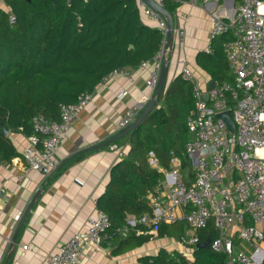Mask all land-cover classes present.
Returning <instances> with one entry per match:
<instances>
[{
    "label": "built area",
    "instance_id": "2783aa9c",
    "mask_svg": "<svg viewBox=\"0 0 264 264\" xmlns=\"http://www.w3.org/2000/svg\"><path fill=\"white\" fill-rule=\"evenodd\" d=\"M154 1L162 5L165 0ZM167 1L196 6L217 0ZM235 4L229 19L210 12V41L204 48L209 53L211 40L229 35L222 43V53L233 79L214 81L210 89L203 88L194 82L192 70L181 61L179 74L192 83L193 105L186 117L188 140L180 155L168 151L167 166L154 151H148V164L160 173L147 194L150 212L138 217L128 215L124 230L143 224L148 234L156 233L161 224L183 223L189 230L186 245L190 253L186 255L192 257V250L199 243V231L211 221L216 235L209 241V247L225 255V264H261L264 260V0H237ZM139 6L157 22L162 34L160 48L149 60L153 67L147 85L153 94L166 54L167 24L160 13L142 0ZM13 21L11 15L10 22ZM117 73L133 81L128 69L118 68L100 82ZM204 94L208 95L207 99ZM92 98L93 91L83 92L72 103H60L57 120H48L40 114L33 117L34 132L26 137L27 144L22 150L26 172L37 171L48 176L56 169L55 154L70 121ZM147 99L125 110L118 122L119 129L135 119ZM225 110H230L233 131L217 116ZM110 149L116 150L118 146L112 143ZM183 159L187 162L185 168ZM21 215L14 218L12 229ZM259 224L262 227H257ZM108 225V216L97 207L83 229L72 232L48 255V264H79L86 250L96 252L101 248L102 234ZM235 239L242 244L241 248L236 247ZM244 244L251 247L250 251ZM27 248L23 245L22 251Z\"/></svg>",
    "mask_w": 264,
    "mask_h": 264
},
{
    "label": "trees",
    "instance_id": "16d2710c",
    "mask_svg": "<svg viewBox=\"0 0 264 264\" xmlns=\"http://www.w3.org/2000/svg\"><path fill=\"white\" fill-rule=\"evenodd\" d=\"M0 8V162L16 157L5 127L10 133L31 135L32 119L42 115L57 120L60 103H72L83 92H91L101 78L118 68L131 69L149 61L159 50L162 34L141 20L139 0H3ZM169 12L176 3L165 0ZM14 21L10 22V16ZM225 35L211 40L210 52L202 51L197 63L211 80H232L222 54ZM217 41L214 44V41ZM220 45V51L219 49ZM131 46V47H130ZM192 83L181 75L163 86L157 104L138 127L114 140L130 146L111 169L104 192L96 205L108 216L104 233L123 245L138 247L150 239L147 226L127 225V215L150 212L147 194L160 173L150 167L147 153L152 150L167 166L168 151L180 155L188 140L186 117L192 109ZM182 166L187 162L183 159ZM183 225L161 224L158 237L182 241ZM125 236L119 239L120 234ZM216 235L213 223L199 231V243ZM142 264H225V255L208 248H193L192 257L164 248L140 258ZM264 264V260L262 262Z\"/></svg>",
    "mask_w": 264,
    "mask_h": 264
},
{
    "label": "crops",
    "instance_id": "0c3cea01",
    "mask_svg": "<svg viewBox=\"0 0 264 264\" xmlns=\"http://www.w3.org/2000/svg\"><path fill=\"white\" fill-rule=\"evenodd\" d=\"M236 1L217 0L196 6L176 4L170 12L174 37L170 46L172 53L166 85L179 75L181 61L184 60L193 72L194 82L209 89V82L214 80L197 63V56L210 41L209 14L215 11L229 19L234 14ZM5 7L4 1L0 0V8ZM140 14L145 25L157 28V22L145 15L142 8ZM216 42L215 40L214 44ZM218 50L220 51V45ZM168 51L169 49L166 50V56ZM152 67L151 61H147L144 67L138 65L128 69L133 81L128 76L117 73L96 85L92 100L70 121L55 154L57 167L48 176L37 171L26 172L22 160V150L27 144L26 136L7 133L19 154L0 162V264H48V255L57 250L72 232L85 227L89 216L97 208L94 199L104 192L109 182L111 169L130 148L124 139L116 150L110 149L112 142L94 146L122 130L119 129L118 122L127 108L151 96L147 80ZM120 93L122 96H119ZM38 189L41 190L40 195L21 226L15 249L7 260L16 228L11 227L14 218L24 212ZM181 224L183 232L189 233L186 225ZM145 231H135V234L145 235ZM157 233H148L150 239L141 246L123 245L120 248L118 239H110L103 233L101 248L96 252L86 250L79 264H142L141 257L156 254L158 249H166V245L171 247L167 251L176 250L186 254L182 249L183 241L168 235L158 237ZM124 236L121 233L119 239ZM159 240L164 243L158 244ZM234 241L237 248L242 247L237 239ZM23 245L28 248L22 251ZM244 246L250 251L251 247L246 244Z\"/></svg>",
    "mask_w": 264,
    "mask_h": 264
},
{
    "label": "water",
    "instance_id": "95a60500",
    "mask_svg": "<svg viewBox=\"0 0 264 264\" xmlns=\"http://www.w3.org/2000/svg\"><path fill=\"white\" fill-rule=\"evenodd\" d=\"M53 3H55V0H52ZM69 3L72 2L73 0H67ZM143 2H145L148 6H150L152 9H154L155 11H157L158 13H160L165 19H166V24H167V36H166V42H165V49H169L167 56L165 55L163 60H162V64H161V68L159 71V75L157 78V82H156V86H155V90L154 93L151 94V96L149 97V99L147 100V102L143 105L140 113L135 117V119L124 129H122L121 131H119L117 134H115L114 136L106 139L105 141H103L100 144H97L94 147H98V146H102V145H106L109 144L111 142H113L114 140L118 139L119 137H122L123 135L129 133L131 130L135 129L136 127H138L140 125V123L145 119V117L148 115V113L153 109V107L157 104V99L162 91L163 86L166 85V80H167V71L169 68V64H170V59H171V50H170V46L174 37V25H173V19L171 16V13L161 4L155 2L154 0H142ZM131 47V46H130ZM214 81H210L208 84V88L210 89L213 86ZM208 95L204 94V98L207 99ZM217 116L219 118H221L229 131H233L234 129V124L233 121L231 119V115H230V110H225L223 112H220L217 114ZM0 127H1V123H0ZM8 133V129L5 127L1 128V134L3 135H7ZM41 190L38 189L34 192L33 196L31 197V199L29 200L24 212L22 213L17 226L15 228L13 237L11 239V243H10V247H9V253L7 255V260L10 258L11 254L13 253L15 246H16V237L20 231L21 226L23 225L24 221L26 220V217L32 207V205L35 203V201L37 200L38 196L40 195ZM234 197H236V194L234 193ZM209 238H206L203 242L196 244L195 248H208L209 247Z\"/></svg>",
    "mask_w": 264,
    "mask_h": 264
},
{
    "label": "rangeland",
    "instance_id": "374dc122",
    "mask_svg": "<svg viewBox=\"0 0 264 264\" xmlns=\"http://www.w3.org/2000/svg\"><path fill=\"white\" fill-rule=\"evenodd\" d=\"M178 224V223H177ZM183 240V242H182V244L184 245V247L182 248L187 254H189L190 253V250H189V246L188 245H186L184 242H186L187 241V239H188V233H186L185 231L182 233V237H181ZM162 243H164V241H161V240H159L158 241V244H162ZM156 244V243H155ZM166 249H168V248H171V247H169L168 245H166V247H165ZM169 250H171V249H169ZM184 255V254H183ZM184 256H186L187 258H190L191 257V255H184Z\"/></svg>",
    "mask_w": 264,
    "mask_h": 264
}]
</instances>
